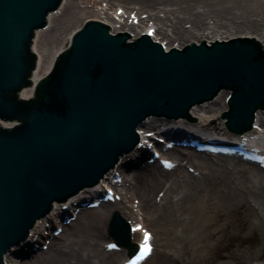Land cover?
Returning a JSON list of instances; mask_svg holds the SVG:
<instances>
[{
    "label": "bare ground",
    "instance_id": "bare-ground-1",
    "mask_svg": "<svg viewBox=\"0 0 264 264\" xmlns=\"http://www.w3.org/2000/svg\"><path fill=\"white\" fill-rule=\"evenodd\" d=\"M103 2H107L108 8ZM99 5L97 8L94 0H63L60 8L48 15L47 28L36 32L33 43L38 57L33 81L63 49L54 42L50 50L53 39L70 38L86 20L101 21L110 29L122 27L138 36L155 28L154 39L165 43L167 49L183 48L192 42L212 43L244 37L256 39L264 47V0H100ZM112 6L116 7L114 14L110 13ZM119 9L127 17H117ZM132 13L138 24L129 21ZM228 95V91L222 92L211 103L194 106L191 116L199 122L169 121L165 127L189 123L219 129L216 121L218 114L227 109ZM160 122L152 117L140 123L137 128L140 142L148 139L147 132L165 131ZM254 125L257 127L251 134H258V128H264V111L261 115L256 112ZM167 154L179 162L171 172L149 165L141 157L132 167L129 154L99 184L82 189L65 202H53L48 215L38 219L30 229L25 246L49 239L46 234L59 227L63 207L73 212L74 203L96 197L112 175L119 172L123 178L122 184L115 187L121 196L120 203L81 210L74 223L63 227L58 238L52 237L47 251L24 263L121 264L127 259L129 249L118 255L119 251L108 252L102 247L111 243L107 242V230L112 215L119 213L123 218L136 220L132 225L142 224L152 231L153 253L143 264L152 258L151 264H264V170L235 157L214 162L192 151L183 154L167 151ZM184 162L196 174L186 172L182 168ZM160 192L163 197L158 201ZM135 202L139 203L137 207ZM131 237L134 243L140 241V233H132ZM158 244L160 250L156 252ZM4 260L6 264H15L8 255Z\"/></svg>",
    "mask_w": 264,
    "mask_h": 264
},
{
    "label": "water",
    "instance_id": "water-1",
    "mask_svg": "<svg viewBox=\"0 0 264 264\" xmlns=\"http://www.w3.org/2000/svg\"><path fill=\"white\" fill-rule=\"evenodd\" d=\"M60 1L0 0V119L21 122L12 130L0 127V264L4 242L18 237L32 208L80 174H93L136 114L149 111L144 107L155 101L169 107L221 86L234 91L235 113L264 109V54L247 41L213 54L192 46L185 55L164 59L143 44L133 49L93 29L59 58L34 100L19 101L17 92L29 84L34 68L32 30L45 25L47 9ZM110 31L130 33L129 41L139 37L122 27ZM32 95L33 87L21 96Z\"/></svg>",
    "mask_w": 264,
    "mask_h": 264
},
{
    "label": "rangeland",
    "instance_id": "rangeland-1",
    "mask_svg": "<svg viewBox=\"0 0 264 264\" xmlns=\"http://www.w3.org/2000/svg\"><path fill=\"white\" fill-rule=\"evenodd\" d=\"M99 2H100V0L99 1H97V2H95V6L97 7V8H100V5H99ZM103 5H107V2H103L102 3ZM115 6H112V8H109V9H111L110 10V13H112V14H114V10H115ZM49 34V33H48ZM48 34H46V38H47V35ZM45 37V36H44ZM64 38H66V36L64 37ZM64 38L62 37V39L61 40H57V39H53V41H52V44H49V45H51L50 47H49V49L51 50L52 48L51 47H54L55 46V44H53L54 42L56 43V46L57 45H61L62 47H64L68 42H69V37L68 38H66V40L64 41ZM216 123H217V125L219 126V127H222V122H221V120H218V121H216ZM264 130V129H263ZM185 171H186V169H185ZM127 220H129V221H132V219H128V217H127ZM58 242H63V240L62 241H58ZM113 242V241H112ZM41 244H43V243H41ZM37 247H39L40 248V245H38ZM157 247V251L156 252H159V250H160V247H159V244H158V246H156ZM103 248H105V245H103ZM123 250H125V248H123ZM37 254H40V251H38L37 252ZM120 254H122V252H119L118 253V255H120ZM10 257H11V259L15 262V264H25L24 262H23V260H26V258H23V260H20L21 258H17V257H15V256H13V255H10ZM26 257V256H25ZM263 261H264V259H263ZM153 262V258L152 259H150L149 261H148V264L150 263H152Z\"/></svg>",
    "mask_w": 264,
    "mask_h": 264
},
{
    "label": "snow or ice",
    "instance_id": "snow-or-ice-1",
    "mask_svg": "<svg viewBox=\"0 0 264 264\" xmlns=\"http://www.w3.org/2000/svg\"><path fill=\"white\" fill-rule=\"evenodd\" d=\"M148 234L145 233V243H147V240H148ZM109 247H115V245H109ZM149 251V248L148 247H144L143 251L141 252V256H143L145 253H147ZM140 259V257H137V260ZM132 264H136L135 261L132 262Z\"/></svg>",
    "mask_w": 264,
    "mask_h": 264
}]
</instances>
